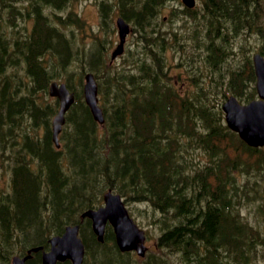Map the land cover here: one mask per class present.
<instances>
[{
    "label": "trees",
    "instance_id": "trees-1",
    "mask_svg": "<svg viewBox=\"0 0 264 264\" xmlns=\"http://www.w3.org/2000/svg\"><path fill=\"white\" fill-rule=\"evenodd\" d=\"M128 1L124 9L118 0V10L135 24L139 49L109 66L99 41L82 59L70 28L83 27L80 19L60 12L69 0H0V169L9 175L0 187V264H9L15 249H47L51 236L75 223L85 247L82 264H264V148L240 140L221 110L227 94L239 101L255 96L250 58L235 65L224 56L226 27L256 32L264 55V0H205L206 40L195 32L194 48L177 50L192 84L183 92L167 56L182 43L155 19L167 0ZM110 5L102 0L101 14ZM73 60L80 67L76 79L68 68ZM85 69L97 80L102 124L83 100ZM60 71L75 100L56 147L51 118L58 102L47 87ZM106 189L127 205L149 207L145 215L158 232L142 258L118 249L109 224L98 241L90 220L80 218L102 203ZM245 203L255 205V221L242 212ZM26 264H40L39 252Z\"/></svg>",
    "mask_w": 264,
    "mask_h": 264
},
{
    "label": "water",
    "instance_id": "water-1",
    "mask_svg": "<svg viewBox=\"0 0 264 264\" xmlns=\"http://www.w3.org/2000/svg\"><path fill=\"white\" fill-rule=\"evenodd\" d=\"M186 5L192 6L193 0H182ZM119 42L111 52V59L122 53L125 35L129 31L127 22L121 17L116 18ZM253 67L256 75L257 99L240 103L236 97L229 95L221 107L224 112L226 124L235 130L240 138L251 146L264 145V58L256 52L253 57ZM84 101L88 105L93 118L102 123L104 118L98 105L97 84L91 72L84 74L83 82ZM50 96L58 100V110L51 120L52 137L56 146L58 134L65 120V112L74 101V94L64 82L51 81L48 86ZM81 217L91 220V229L99 241L103 239L104 227L109 222L113 228L115 242L121 251L135 250L139 256L144 255L146 245L143 229L138 227L130 216L121 196L108 189L103 193V204L97 208H89L81 213ZM50 248L42 251L43 264H55L57 260L69 259L72 264H81L84 255V246L78 235V224L66 226L61 235H54L49 239ZM40 246L32 247L27 255H14L12 264H24L30 251H37Z\"/></svg>",
    "mask_w": 264,
    "mask_h": 264
},
{
    "label": "rangeland",
    "instance_id": "rangeland-1",
    "mask_svg": "<svg viewBox=\"0 0 264 264\" xmlns=\"http://www.w3.org/2000/svg\"><path fill=\"white\" fill-rule=\"evenodd\" d=\"M101 1L102 0H69L67 7L60 11L64 15V17L69 13V18H75L76 16L80 19L79 23L82 24L83 27H76L75 25H70V28L75 29V36L78 42L76 46L77 48H79V52L80 50L85 51L84 57H82V59L89 56L90 48L94 46V44L98 41V47H105V53H107L108 55L110 49L115 45L118 39L117 30L114 22V19L119 12L118 0H108L112 6L110 5V7H105L106 15L105 13L101 14L100 12ZM123 1L125 2L124 9H127L129 6H131L128 0H122V2ZM130 1L134 2L135 0ZM196 3L197 4L195 6L196 9L194 11V17L190 16L189 14H186L184 12V7L180 3H178L177 0H167L166 2H164L155 17L157 25L162 31H169L170 37L176 38L182 43L181 45L170 47L167 52L168 59L172 61L171 72L169 71V73L170 75H173L172 81L179 89V91L182 92L191 89L192 84H189L188 80L186 79L188 74L185 64L177 63V50L185 48H194V43L191 39V36L194 35L195 32L203 36V41L206 40L205 31L207 28L206 18L208 17V13L207 11H204L206 9V6L205 4H203V0H196ZM24 4L25 2L21 3L20 5ZM46 11H48V13H52L55 12V9L47 7ZM74 13L78 15H74ZM128 20L131 23L130 25L132 27V31H130V33L126 37V42L124 44L125 53L123 52L124 55H121L114 60L113 66H120L127 53L135 49H139V32L136 26H134L135 24L132 23L130 19ZM152 20H154V17L152 18ZM26 23L27 27L31 28L33 24L32 17H28ZM226 28L227 47L224 50V56L225 58L229 59V64L235 63V65H240L241 62L243 63V60L246 57H249L251 60L252 53L256 50H259V47L261 46V40L259 38V35L253 30L249 31L247 28L240 29L238 32H234L229 29V24ZM222 34H224V31L221 29L220 35ZM217 39L219 40V37H217ZM198 49L202 50L201 44L199 45ZM51 58L52 60L54 59L51 64L55 65L56 57ZM68 68L71 72H74L73 76L76 79L78 76L77 73L80 70V67L78 66L76 61L73 60V62L68 65ZM55 71H57V69H55ZM85 71H88V69H85ZM60 73L61 71L58 74ZM60 75L62 76L54 78V80L64 81L65 74L61 73ZM177 75L179 76L177 77ZM8 180V173L0 169V187L5 189ZM131 205L132 204H128L127 207L130 209ZM131 208L133 210V212L130 211L131 216L134 218L136 223L141 228H143L144 231H146L144 243L147 246L148 252L154 247L155 239L158 232L157 225L152 221V218L149 215H145V213L149 211V207L147 206V204L143 202L133 204ZM137 209L140 210L141 214L138 213ZM241 210L248 216L251 221H255V216L258 218V213L255 212V205L252 203L243 204L241 206ZM261 220H264V218H261ZM14 255L22 257L25 255V252L18 253V251H16L15 249L14 253H12L10 256L9 264L11 262L12 256Z\"/></svg>",
    "mask_w": 264,
    "mask_h": 264
},
{
    "label": "flooded vegetation",
    "instance_id": "flooded-vegetation-1",
    "mask_svg": "<svg viewBox=\"0 0 264 264\" xmlns=\"http://www.w3.org/2000/svg\"><path fill=\"white\" fill-rule=\"evenodd\" d=\"M194 16H195V15H194ZM155 30H156V29H155ZM155 33H156V31H155ZM103 49H105V48H103ZM103 49H102V50H103ZM110 50H111V49H110ZM103 57H105V55H104Z\"/></svg>",
    "mask_w": 264,
    "mask_h": 264
}]
</instances>
